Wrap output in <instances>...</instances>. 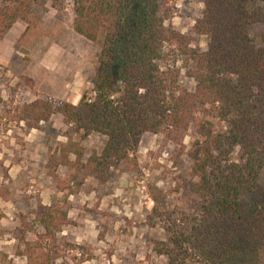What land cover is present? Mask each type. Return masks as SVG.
Wrapping results in <instances>:
<instances>
[{
  "label": "trees",
  "instance_id": "1",
  "mask_svg": "<svg viewBox=\"0 0 264 264\" xmlns=\"http://www.w3.org/2000/svg\"><path fill=\"white\" fill-rule=\"evenodd\" d=\"M46 1L57 9L63 0ZM167 1L73 0L74 33L101 40L91 96L83 93L76 105L35 101L29 110L37 122L59 114L81 140L98 134L106 143L85 159L73 144L75 173L52 179L59 192L74 195L83 183L77 174L106 181L110 169L135 168L141 136L162 134L190 163L196 181L187 192L195 202L192 214L171 218L160 193L150 197L149 219L166 237L152 252L167 264H263L264 196L244 211L241 200L264 188V0H203L194 33L207 40L205 51L165 26L159 7ZM34 2L0 0V39L18 21L28 27ZM164 55L189 63L192 92L179 86L176 68L160 65ZM190 127L186 150L182 139ZM66 225L64 206L37 204L20 216L16 255L26 264H55Z\"/></svg>",
  "mask_w": 264,
  "mask_h": 264
},
{
  "label": "rangeland",
  "instance_id": "2",
  "mask_svg": "<svg viewBox=\"0 0 264 264\" xmlns=\"http://www.w3.org/2000/svg\"><path fill=\"white\" fill-rule=\"evenodd\" d=\"M159 9L166 27L183 36L191 48L205 51L207 40L194 33L203 0H169ZM30 10L28 27L18 21L0 39V264H26L16 255L22 250L16 240L20 216L37 204L66 208L68 225L57 236L61 255L55 264H167L165 257L152 252L154 242L166 237L162 226L149 219L150 197L159 192L171 218L192 214L195 199L187 186L196 180L189 161L162 134H143L137 167L110 169L106 181L77 174L83 179L79 192H59L52 177L65 179L75 173L72 145L79 146L85 159L100 153L106 138L91 134L81 140L63 124L61 115L37 122L29 107L35 101L76 105L83 93L91 96L101 40L91 43L74 33L73 0H63L57 9L46 0H35ZM259 33L254 27L252 39L257 40ZM159 63L176 68L179 86L193 91L184 58L164 55ZM193 137L190 127L182 139L186 150ZM263 196L260 184L255 194L242 198L241 210Z\"/></svg>",
  "mask_w": 264,
  "mask_h": 264
},
{
  "label": "crops",
  "instance_id": "3",
  "mask_svg": "<svg viewBox=\"0 0 264 264\" xmlns=\"http://www.w3.org/2000/svg\"><path fill=\"white\" fill-rule=\"evenodd\" d=\"M11 257V256H10Z\"/></svg>",
  "mask_w": 264,
  "mask_h": 264
}]
</instances>
